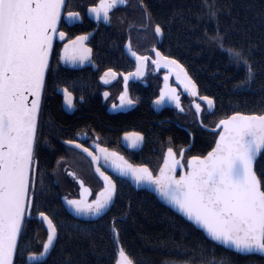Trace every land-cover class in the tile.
Returning a JSON list of instances; mask_svg holds the SVG:
<instances>
[{"label":"snow or ice","instance_id":"6c2138e0","mask_svg":"<svg viewBox=\"0 0 264 264\" xmlns=\"http://www.w3.org/2000/svg\"><path fill=\"white\" fill-rule=\"evenodd\" d=\"M67 0H0V264H16L17 256L23 264H47V257L55 249L60 231L58 222L46 211H38L41 221L46 224V239L40 250H29L21 246L25 235L26 221L33 216L34 209L40 207L36 197L44 184V173L40 169L38 148L42 137L40 133L43 97L51 70V54L54 38L62 21ZM128 0H99L90 4L88 10L99 20L111 21V12ZM139 3L145 9L147 28L153 20L152 14L144 0ZM223 6L220 0H200V11L194 13L197 19L215 22L214 31L204 29V38L223 49L229 60L245 70L244 77L237 83L250 85L255 80L257 69L251 58V48L227 42V31L220 24ZM66 16L71 19L79 17L80 12L69 10ZM164 27L156 22L154 34L160 37ZM59 36L67 37L63 30ZM88 33H81L64 45L62 59H79L81 62L91 55V47L85 43ZM131 51L129 40L127 44ZM157 65L176 71L177 79L184 83L186 89H196V81L188 74L185 66L174 56L165 55L153 44ZM69 51L74 55L69 56ZM137 58L136 75H143L146 56L133 51ZM111 73V68L106 70ZM130 73L124 74L125 91L121 93L124 102ZM169 73H164L167 84ZM106 79L105 76L100 77ZM68 93L67 87L63 88ZM107 95V92H105ZM174 100L180 106L175 89H160L156 100L165 98ZM208 106H214L212 96H204ZM128 103H135L128 98ZM196 111L201 105L196 104ZM201 123L203 121L201 120ZM219 135L215 144L206 154L187 157L183 163L189 145L179 147L178 153L169 146L163 157V163L157 174H153L148 165H131L119 152L110 151L97 145L101 154L85 148L79 139H68V145H75L91 155L96 162V171L103 177L104 186L96 194V199L87 200L82 195L79 199H66L67 204L84 215L97 216L114 202L117 183L99 164L101 158L109 160L119 171L131 174L137 183L149 181L155 185L159 194L193 226L202 229L214 242H221L231 249L242 253L259 252L264 254V169L257 167L259 155H264V111L233 112L224 116L216 124ZM77 137L82 133H75ZM129 136V133H125ZM135 145L143 140V133H135ZM46 139V138H43ZM171 140V138H169ZM63 160L60 157L57 163ZM178 168H184L176 175ZM76 176L75 172L71 173ZM83 184V181H81ZM90 191V189H88ZM117 216L112 217L110 231L119 242L120 228ZM165 243V242H162ZM179 247V245H177ZM192 256L188 260H167L165 264H232L223 255L219 260L215 255L208 256L204 246L190 248ZM214 252V249H213ZM61 264H72L70 256ZM115 264H135L120 245Z\"/></svg>","mask_w":264,"mask_h":264},{"label":"flooded vegetation","instance_id":"af4514ba","mask_svg":"<svg viewBox=\"0 0 264 264\" xmlns=\"http://www.w3.org/2000/svg\"><path fill=\"white\" fill-rule=\"evenodd\" d=\"M98 3L99 0H67L65 15L53 42L51 70L40 116L42 141L38 155L40 166L51 168L49 173L46 172L58 189L60 202L61 197H79L78 179L90 189L88 200H92L101 188L92 171L96 162L84 149L68 145V139H79L85 148H91L97 154H101L97 145H102L110 151L119 152L131 165H148L155 174L169 146H173L177 154L179 147L190 146L185 152V165L188 156L206 154L218 134L212 129L223 118L217 111L216 103L211 108L208 106V101L203 99L208 95L197 82L196 89H186L184 83L177 79L176 71L165 67L164 63H154L157 57L153 44L166 56L174 55L162 45L163 35L157 37L154 34V19L147 28L142 27L147 21L139 0H128L126 5L117 6L111 12L110 22L102 16L98 20L88 10L90 4ZM69 10L80 12V16L69 19L66 16ZM61 30L67 33L66 38L59 36ZM81 33H88L85 43L91 47V55L83 62L62 59L64 45ZM129 40L131 51L127 47ZM133 51L147 57L143 62V75H136L138 62ZM71 55L74 54L69 51ZM109 68L113 70L111 73L106 71ZM165 72L169 73L167 84ZM187 72L190 75L188 69ZM125 73L131 75L122 102ZM101 76L106 79L101 80ZM64 87L70 93L68 99L65 98ZM161 88L166 91L175 89L180 106L167 97L158 102L156 97L160 95ZM128 98L135 103H128ZM197 103L201 105L199 113L196 111ZM77 132L82 135L77 137ZM125 133L130 135L125 136ZM135 133H143V140L133 145ZM60 157L63 160L57 163ZM99 164L113 166L110 160L105 162L103 158ZM108 174L113 180L118 179Z\"/></svg>","mask_w":264,"mask_h":264},{"label":"trees","instance_id":"16d2710c","mask_svg":"<svg viewBox=\"0 0 264 264\" xmlns=\"http://www.w3.org/2000/svg\"><path fill=\"white\" fill-rule=\"evenodd\" d=\"M144 3L153 19L165 29L162 45L189 70L201 89L214 98L222 117L233 112L264 111V0H220L223 6L220 24L227 31L226 41L251 48L257 72L250 85L237 83L245 70L233 64L223 49L204 38L205 27L212 32L215 22L198 20L194 15L200 11V0H144ZM49 167L40 166L45 184L36 197L41 206L33 213L34 216L38 211H46L58 222L60 235L47 264H61L68 256L72 264H114L117 245L125 248L135 264L188 260L192 256L189 249L198 251L201 246L217 260L223 255L232 264H264L261 256L240 255L214 244L151 193L135 190L120 178L115 180L117 193L107 213L94 221L75 219L63 208L58 189L47 174ZM257 167L264 169V155L257 159ZM33 216L26 221L21 246L36 251L42 246L45 232ZM113 216L118 217L119 242L110 231ZM16 264H23L20 256Z\"/></svg>","mask_w":264,"mask_h":264},{"label":"water","instance_id":"95a60500","mask_svg":"<svg viewBox=\"0 0 264 264\" xmlns=\"http://www.w3.org/2000/svg\"><path fill=\"white\" fill-rule=\"evenodd\" d=\"M231 115V114H230ZM212 131H217L216 130V126L212 129ZM219 135V132L217 134V136ZM216 136V137H217ZM214 144H215V141H214ZM213 144V146H214ZM260 156V155H259ZM258 156V158H259ZM105 172L107 173H111L113 174L114 176L126 181L133 189L135 190H145L149 193H151L162 205H164L165 207H167L168 209H170L172 212H174L175 214L179 215L182 219H184L186 222L190 223L192 226L193 224L187 220L186 217L183 216L182 213H179L175 208H173V206L171 204L168 203L167 200H165L160 194L159 192L156 190L155 188V185L149 181H143V182H140V183H137L136 180L134 179V177L129 173V174H126L124 172H121L119 171L117 168H115L114 166H100ZM160 167V166H159ZM185 169L184 168H178L177 172H176V175H180L181 172H183ZM92 171H93V174L95 175V177L99 180V182L101 183V188L104 186V181H103V177L100 176V174L96 171V166H92ZM159 171V168L157 170V172L155 174H157ZM154 174V175H155ZM81 179H78L77 180V184H78V187H79V197L77 199H79L82 195V189H84L83 191V196L85 199L88 200L89 198V195H90V191H88V186H86L84 183L81 184ZM100 190V189H99ZM99 190L96 192V194L99 192ZM96 194H95V197L92 199H96ZM66 197H61V202H62V205H63V208L66 210V212L72 216L73 218L75 219H78V220H82V221H94V220H97L98 218L102 217L105 213L108 212V210L110 209V207L112 206V204H110V206L108 208L105 209V211L101 214H98L97 216H90V215H84L82 213H79L75 210V208L69 204H67L66 202ZM68 199V198H67ZM115 199V198H114ZM34 218L37 219L41 225H42V228L45 232V239H46V236H47V232H46V224H44L40 217L38 215H34ZM194 228H196L197 230L201 231L202 234L208 239L210 240L211 242H213L214 244L218 245V246H221L222 248L226 249V250H229V251H232V252H235L237 254H240V255H249V254H255V255H258V256H261L264 258V254L262 253H259V252H255V253H242V252H237L235 249H231L228 245H224L222 244L221 242H214L211 238L207 237L206 233L196 227V226H193ZM116 240V239H115ZM42 248V246H41ZM40 248V249H41ZM117 248H119V245H117ZM118 257V251H117V255H116V259ZM115 259V260H116ZM115 264V262H114Z\"/></svg>","mask_w":264,"mask_h":264}]
</instances>
